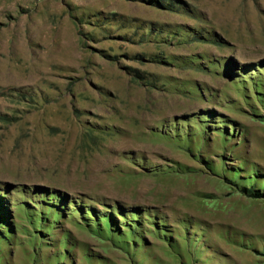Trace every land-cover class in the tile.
Segmentation results:
<instances>
[{
    "label": "rangeland",
    "instance_id": "374dc122",
    "mask_svg": "<svg viewBox=\"0 0 264 264\" xmlns=\"http://www.w3.org/2000/svg\"><path fill=\"white\" fill-rule=\"evenodd\" d=\"M165 1L0 0V264H264V199L229 181L264 188V0ZM38 186L140 207L170 243L77 214L41 241Z\"/></svg>",
    "mask_w": 264,
    "mask_h": 264
},
{
    "label": "trees",
    "instance_id": "16d2710c",
    "mask_svg": "<svg viewBox=\"0 0 264 264\" xmlns=\"http://www.w3.org/2000/svg\"><path fill=\"white\" fill-rule=\"evenodd\" d=\"M146 1L153 6L168 9H173L175 7L173 2H166L165 0ZM257 92L262 91L258 90ZM203 123H207L209 128V122L203 121ZM228 128L229 126H224L225 130H223L225 131V134L230 135L231 133L227 131ZM231 135H233V132ZM181 167L180 165L178 167L167 165L166 173L181 172V170L186 172V167H182V169ZM145 170L148 172H158L159 174L165 172L160 169H150L148 167H145ZM242 173V171H239L236 172L235 175L232 174V178H230L229 181H231L241 193L251 198L264 199V188L257 184H246L241 179H243L247 173H245V175H242ZM35 188L36 192L40 191V196L42 198L37 202V207L29 202L24 204V213L27 215L28 220L33 227L35 228L36 226V235L40 237L41 241L44 240L43 238L46 239L44 236H47L53 229L59 227L58 225L61 220L71 217L76 218L75 214H77L81 218L76 221L79 223L80 227H84L101 236L108 235L112 243L115 245L119 244L125 248L132 247L134 250L141 246H146V243L148 242L147 233L149 230L170 243V237H168L166 231L164 233L166 225L155 220L151 215H147V222L152 226L151 229H148L149 227L146 226L142 217L146 210L143 211L140 207H125L120 205L110 206L104 203L103 205L105 208L100 211L94 205H86L80 198L74 195H69L65 191L55 189L50 190L45 186H38ZM4 196L5 195L0 191V234L2 232L7 233L0 235V237L2 239H8L9 235L12 234L13 229L9 208L6 205V202H4Z\"/></svg>",
    "mask_w": 264,
    "mask_h": 264
}]
</instances>
